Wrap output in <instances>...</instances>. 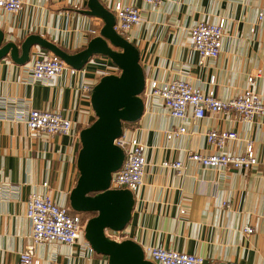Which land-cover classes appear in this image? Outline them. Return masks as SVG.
Returning a JSON list of instances; mask_svg holds the SVG:
<instances>
[{"label": "crops", "instance_id": "1", "mask_svg": "<svg viewBox=\"0 0 264 264\" xmlns=\"http://www.w3.org/2000/svg\"><path fill=\"white\" fill-rule=\"evenodd\" d=\"M88 1L24 0L17 12L0 8V49L8 40L17 45L16 52L10 49L0 57V101L7 104L0 106V264H17L29 240L30 222L25 216L29 192H48L58 203L80 213L85 222L94 214L74 210L69 198L79 175L81 131L97 117L91 91L83 90L81 84L93 87L102 76L118 75L121 69L106 54H94L77 66L53 50L76 54L100 35L111 49L122 51L101 34L105 20L91 11ZM117 1L141 8V20L126 39L136 48L144 73L139 93L142 110L135 119L122 121L120 133L143 142L147 159L142 185L130 190L132 206L127 223L119 230L121 240L131 239L142 249L160 244L199 254L203 264H264V115L252 121L229 112H207L194 118L188 110L180 123L160 98L145 92L151 79L162 82L182 77L202 90L213 89L229 98L247 85L248 74L260 68L252 88L264 98V0H162L156 6L143 0H97L113 16ZM220 18L224 19L220 52L200 63L189 28L198 20ZM28 39L32 40L29 51L23 55L22 43ZM51 54L60 57L66 68L50 81L31 80L34 59ZM18 107L58 109L72 119L73 130L70 134L29 131L22 121L8 117ZM179 124L185 131L168 138L165 130ZM210 128L235 130L237 138L224 146L227 152L241 150L244 139L251 138L257 162L244 170L188 160V152L210 149L205 138ZM166 158L183 160L182 172L163 167L160 162ZM246 224L253 227L252 232L242 230ZM86 240L83 231L73 244L41 242L35 257L38 264H109L107 254H89L87 247H81Z\"/></svg>", "mask_w": 264, "mask_h": 264}, {"label": "built area", "instance_id": "2", "mask_svg": "<svg viewBox=\"0 0 264 264\" xmlns=\"http://www.w3.org/2000/svg\"><path fill=\"white\" fill-rule=\"evenodd\" d=\"M146 4L156 6L162 0H143ZM24 0H0V8L6 11L17 12L23 7ZM114 13V29L123 37L128 38L129 30L141 20V8L138 5L117 1L112 6ZM262 12L258 13V18ZM224 19L216 21L198 20L189 28L191 46L197 53L198 61L202 63L206 58L218 56L223 41ZM91 32H95L92 28ZM66 68L65 63L55 54L45 57H37L32 63L29 73L31 80L50 81L53 77L62 73ZM71 73L74 68H69ZM262 69L257 68L247 75V85L237 94L222 98L213 89L202 90L192 85L182 77H174L162 82L155 79L148 81L145 92L160 98L168 113L177 120H184L190 110L192 117H203L207 112L232 113L237 118L252 121L257 116L264 115V98L252 88L255 78L261 74ZM83 90H90L92 86L82 83ZM0 106H7L4 100ZM5 116V114H2ZM8 117L11 120L22 121L29 131L38 130L49 134H70L74 123L70 117L58 109L22 108L10 110ZM185 131V126L179 124L165 130L168 138L179 136ZM207 144L210 149L195 150L188 152L186 158L202 166L241 168L247 170L257 162V156L253 147V140L249 137L244 139L241 150L227 152L224 150L226 142L237 138L233 129L210 128L205 132ZM113 142L123 152L121 165L112 171L110 187L127 188L131 191L139 189L143 183V177L147 164L146 145L135 135L120 133L114 137ZM163 167H168L180 174L184 167L181 159H163ZM47 186V181H42ZM223 204H227L224 202ZM25 216L30 222L29 240L19 252L17 264H38L35 257V248L41 242H62L73 244L77 241L85 228V220L78 212L72 211L69 206L58 203L48 192L28 193L25 200ZM246 233L253 231V227L246 224L242 227ZM108 238L121 240L119 230L106 228L104 230ZM81 247H87L89 254L95 250L86 240ZM144 257L155 264H203L202 255L166 248L160 244L145 246ZM234 264V263H233Z\"/></svg>", "mask_w": 264, "mask_h": 264}, {"label": "water", "instance_id": "3", "mask_svg": "<svg viewBox=\"0 0 264 264\" xmlns=\"http://www.w3.org/2000/svg\"><path fill=\"white\" fill-rule=\"evenodd\" d=\"M88 2L91 11L105 20L101 34L122 47V51L111 49L100 35L89 40L87 46L76 54H64L57 48L53 50L77 66H82L94 54H106L111 56L121 72L102 76L92 87L91 102L97 117L81 131V147L77 156L79 175L69 194L70 205L74 210L94 213L86 220L84 235L95 251L109 256V264H155L144 257L138 243L131 239L114 240L104 233L106 228L122 229L129 218L132 192L127 188L108 186L112 171L121 165L124 156L113 139L120 134L123 120L139 116L142 110L139 93L145 82L143 69L137 61V50L114 29L113 14L103 9L97 0ZM30 40L22 43L23 55L29 51ZM2 41L0 31V45ZM10 49L16 52L17 45L8 40L0 49V57Z\"/></svg>", "mask_w": 264, "mask_h": 264}]
</instances>
